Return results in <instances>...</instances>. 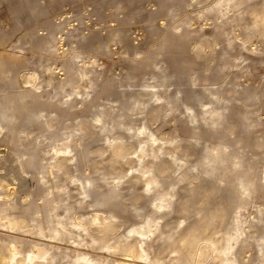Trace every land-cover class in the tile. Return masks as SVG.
Wrapping results in <instances>:
<instances>
[{"label":"rangeland","instance_id":"obj_1","mask_svg":"<svg viewBox=\"0 0 264 264\" xmlns=\"http://www.w3.org/2000/svg\"><path fill=\"white\" fill-rule=\"evenodd\" d=\"M2 111L0 264H264V0H0Z\"/></svg>","mask_w":264,"mask_h":264},{"label":"bare ground","instance_id":"obj_2","mask_svg":"<svg viewBox=\"0 0 264 264\" xmlns=\"http://www.w3.org/2000/svg\"><path fill=\"white\" fill-rule=\"evenodd\" d=\"M220 110L221 109L219 108V109H217L213 113V121H214V123H218L219 122ZM0 118H1L2 121L9 119V115L7 114V111H2L1 114H0ZM108 128L109 127L107 125H103L102 126V129L103 130H107ZM209 160H214V161H217L218 160L220 162H224L225 161V158H224L223 155H221V153L220 154H217L216 156H214L213 158H211L209 152L207 150H204L203 153H202V155H201V157H200V159H199V161H198V164L207 165V163L209 162ZM214 169L215 168H210L208 170V172H214ZM237 177L240 179V182L243 183V180H244V177H245V172L244 171H238L237 172ZM91 184H92V181L87 178L86 181H85V185H84V187H85L84 192L85 193H87V194L90 193V191H91V189H90L91 188ZM89 186H90V188H89ZM98 202H99V198H94V203H98ZM106 228H108V227H106ZM190 239H191V237H190ZM237 239H238V228L235 227V231L234 232H230V233H228L226 235V237L224 239L225 240L224 243L221 244V245L218 244V246H217L218 255L222 258V261L223 260L224 261H227V262L230 261L229 264H235V261L231 257V253H232V250H233V247H234L233 246V242L234 241H237ZM193 240H194V238H193ZM127 249H128V247H127ZM192 254H190V255H192ZM14 255H16V251H13L12 252L11 257H13ZM40 257H45V253H37L36 255H34V256L31 257L30 262L33 261L34 258H40ZM14 264H19V263L16 260L14 262Z\"/></svg>","mask_w":264,"mask_h":264}]
</instances>
